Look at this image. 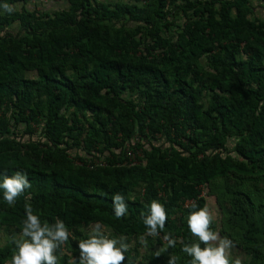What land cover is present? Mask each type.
Returning <instances> with one entry per match:
<instances>
[{
  "label": "trees",
  "instance_id": "trees-1",
  "mask_svg": "<svg viewBox=\"0 0 264 264\" xmlns=\"http://www.w3.org/2000/svg\"><path fill=\"white\" fill-rule=\"evenodd\" d=\"M47 1L0 0L15 9L0 8V181L31 184L13 205L0 189V264L26 205L66 225L58 264H79L97 224L124 238L123 264H190L187 217L207 197L211 230L264 264V0ZM153 200L167 221L143 254Z\"/></svg>",
  "mask_w": 264,
  "mask_h": 264
},
{
  "label": "clouds",
  "instance_id": "clouds-1",
  "mask_svg": "<svg viewBox=\"0 0 264 264\" xmlns=\"http://www.w3.org/2000/svg\"><path fill=\"white\" fill-rule=\"evenodd\" d=\"M0 8L7 13L15 10L8 3L0 5ZM30 187L27 173L19 170L12 176H4L0 181L3 199L9 205H13L16 198ZM112 203L117 219L127 213L128 206L122 195L115 194ZM25 215L26 219L23 221L18 238L14 239L16 250L12 254L10 264H58V258L54 253L62 244L68 242L70 236L64 222L57 219L52 225L47 222L41 224L39 216L33 214L30 205L25 206ZM166 221L167 213L164 206L153 200L149 205L148 215L143 216V223L147 228L146 236H159ZM212 221L213 216L207 208L189 213L188 229L198 242L184 244L181 251L191 257L190 264H231L229 256L233 247L232 242L222 238L219 232L211 230ZM164 240L168 247L176 246L177 240L170 234H165ZM141 243H145L143 237ZM201 244L205 246L202 248ZM78 249L79 264H123L128 245L124 243L123 237L119 240L108 238L101 225L97 224L93 226L88 239L78 242ZM176 260V257H170L169 264H176ZM70 264H76V260L73 259ZM234 264H241V261L237 258Z\"/></svg>",
  "mask_w": 264,
  "mask_h": 264
},
{
  "label": "rangeland",
  "instance_id": "rangeland-1",
  "mask_svg": "<svg viewBox=\"0 0 264 264\" xmlns=\"http://www.w3.org/2000/svg\"><path fill=\"white\" fill-rule=\"evenodd\" d=\"M62 4H63L62 2H57L56 0L46 2V6H48L49 8H56V7L62 6ZM207 209L209 210V212L211 213V215L213 217H216L217 213L215 211L214 200L212 197H207ZM93 226H95V225H93ZM93 226L87 229L89 234L91 233ZM102 229L105 230L104 228H102ZM144 239H145V243L146 242H154V237H152V236L146 237ZM0 240L3 241V231L2 230H0ZM138 241L141 242V238H139ZM134 243H135V241L133 239H131L129 242V245L130 244L133 245ZM145 243H142V245L139 247L140 251L143 254H144L146 247H147L145 245ZM153 248H156V246H154ZM230 253L231 254H230L229 258L234 259V260H236L238 258L241 261V263H243L245 261L246 257L244 255V253L241 250H239L236 246L233 245V247L230 250Z\"/></svg>",
  "mask_w": 264,
  "mask_h": 264
},
{
  "label": "built area",
  "instance_id": "built-area-1",
  "mask_svg": "<svg viewBox=\"0 0 264 264\" xmlns=\"http://www.w3.org/2000/svg\"><path fill=\"white\" fill-rule=\"evenodd\" d=\"M128 147H129V144H126L125 147H124V149L126 150V155L129 156V157H131V158H133V154H132V152L128 149Z\"/></svg>",
  "mask_w": 264,
  "mask_h": 264
}]
</instances>
